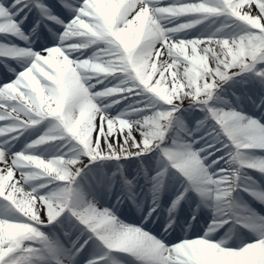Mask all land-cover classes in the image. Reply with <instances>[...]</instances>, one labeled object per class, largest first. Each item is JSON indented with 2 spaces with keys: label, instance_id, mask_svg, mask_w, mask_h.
Returning a JSON list of instances; mask_svg holds the SVG:
<instances>
[{
  "label": "snow or ice",
  "instance_id": "1",
  "mask_svg": "<svg viewBox=\"0 0 264 264\" xmlns=\"http://www.w3.org/2000/svg\"><path fill=\"white\" fill-rule=\"evenodd\" d=\"M50 3L0 0V264H264V0Z\"/></svg>",
  "mask_w": 264,
  "mask_h": 264
},
{
  "label": "rangeland",
  "instance_id": "2",
  "mask_svg": "<svg viewBox=\"0 0 264 264\" xmlns=\"http://www.w3.org/2000/svg\"><path fill=\"white\" fill-rule=\"evenodd\" d=\"M12 63H14V62H12ZM248 83V82H247ZM240 84L241 85H246V83H243V82H240V81H238L231 89H230V92L231 91H234V92H236V95H237V97H240L241 95H239V94H237V92H239V90L240 89H242V88H240V87H238V86H240ZM225 88H227L228 86L227 85H225L224 86ZM241 92V91H240ZM236 98V97H235ZM133 99H135V98H133ZM232 101H233V105L239 110V106H238V102H237V99L236 100H233L232 99ZM125 103V102H124ZM123 103V101H121V105H123L124 104ZM192 113H193V115H194V117H193V119H192V123H191V125L192 126H194L195 125V121L197 120V119H200L201 117H202V113H196L195 112V110H190ZM245 198V197H244Z\"/></svg>",
  "mask_w": 264,
  "mask_h": 264
},
{
  "label": "bare ground",
  "instance_id": "3",
  "mask_svg": "<svg viewBox=\"0 0 264 264\" xmlns=\"http://www.w3.org/2000/svg\"><path fill=\"white\" fill-rule=\"evenodd\" d=\"M54 1H56V0H54ZM3 69H6V68H4V66L2 65V64H0V73H1V71L3 70ZM231 83V82H230ZM248 85H246V86H244V88L246 89V90H248V88L250 87V83H247ZM228 86V85H227ZM243 104H245V102L243 101ZM246 105V104H245ZM127 174V173H126ZM18 175V174H17Z\"/></svg>",
  "mask_w": 264,
  "mask_h": 264
}]
</instances>
